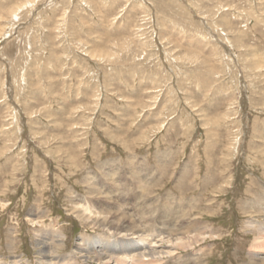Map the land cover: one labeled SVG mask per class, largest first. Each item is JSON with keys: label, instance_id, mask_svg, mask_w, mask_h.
I'll return each instance as SVG.
<instances>
[{"label": "rangeland", "instance_id": "obj_1", "mask_svg": "<svg viewBox=\"0 0 264 264\" xmlns=\"http://www.w3.org/2000/svg\"><path fill=\"white\" fill-rule=\"evenodd\" d=\"M260 204L264 0H0V264H97L62 259L81 209L205 234L158 264H264Z\"/></svg>", "mask_w": 264, "mask_h": 264}, {"label": "bare ground", "instance_id": "obj_2", "mask_svg": "<svg viewBox=\"0 0 264 264\" xmlns=\"http://www.w3.org/2000/svg\"><path fill=\"white\" fill-rule=\"evenodd\" d=\"M261 209L262 208H260V210ZM81 210H77V212H75L77 213L78 218L82 221H88L92 228L100 229V233L103 235L99 234L92 240H87L82 235L81 238L75 243L72 252L66 254L62 258L63 260L66 259L68 261H71L77 258L81 261L80 263H86L89 259H92L98 261L97 264H158L161 262V260L164 259V256L171 257L174 254L175 249H178L179 247L183 249H185L186 247H191L192 244L197 243L200 240V236L204 234L202 232H196V228L193 229L194 231H189L180 227L178 228L175 226V224L172 223V228L167 225L169 228H171V230L168 228L170 231L168 230V232L163 233L162 236V233L158 230L154 231L155 225H149L148 228H146L145 226L139 227L137 224H134L130 220H128L126 214L121 215L119 212L110 214L109 211L110 217L108 216V219L107 216H105L106 213L105 215H93L94 213H85L87 209L84 210V212H82ZM34 213L35 212H33V215ZM187 226L188 228H191L195 225L189 222ZM251 227H253V225H251ZM253 228L259 233L258 236L263 237L264 239V211L262 221H258L257 225H254ZM52 229V231L45 232L43 229L39 228L35 232V235L37 237V245L41 246V248L39 249V252L41 254V263L42 261H46V259H49L50 261V259L52 258V255L46 252V247H48V239H50V241L54 239L58 243H62V234L60 232H56L57 229ZM161 230H163V228ZM190 232H193V234H190ZM109 236L112 238V240ZM204 237L205 236L202 235L201 239H203ZM163 241H166L168 243L167 247L165 246V250H163L164 247L161 245ZM90 255H94V257L92 258ZM103 258L104 260H102ZM171 259L173 260L171 261V264L173 262V264H176L175 262H177L178 259ZM259 259L264 260V256L260 257ZM12 263H15V261H13Z\"/></svg>", "mask_w": 264, "mask_h": 264}]
</instances>
